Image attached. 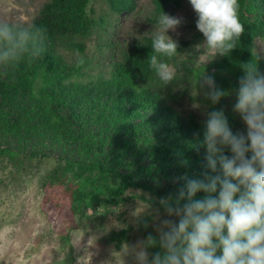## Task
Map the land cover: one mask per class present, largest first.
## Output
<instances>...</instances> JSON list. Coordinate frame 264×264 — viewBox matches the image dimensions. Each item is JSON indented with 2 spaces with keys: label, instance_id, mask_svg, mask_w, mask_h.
<instances>
[{
  "label": "trees",
  "instance_id": "1",
  "mask_svg": "<svg viewBox=\"0 0 264 264\" xmlns=\"http://www.w3.org/2000/svg\"><path fill=\"white\" fill-rule=\"evenodd\" d=\"M131 1L109 0V4L121 13ZM89 2L49 0L29 26L12 25L14 31L29 34L18 35L12 45L11 56L20 59L13 60L7 69L0 68V142H13L16 150L30 156L35 154L34 147L28 151L23 144L52 142L69 154L57 155L45 182L67 185L71 209L89 207L103 199L115 202L129 188L148 193L151 197L147 202L154 206L165 207L161 200L170 199L175 207L188 181L224 179L219 157L215 158V171L208 163L205 122L208 113L223 111L232 132H239L234 124L241 116L235 104L244 76L242 66L255 63L264 74V56L254 50L255 40H264V0H239L245 31L228 56L216 55L207 65L198 64L191 50L195 41H177L178 55L169 61L177 77L169 85L149 69L152 36L123 49L107 76L81 80L86 64L83 41L96 27L87 14ZM152 3L155 18L161 12L172 16L169 6H181V0ZM33 26H42L45 31H36ZM64 44L80 54L75 63L68 64L59 53ZM42 47L44 51L37 56ZM205 65L216 88L226 93L215 104L205 95L208 89L197 82ZM196 92L208 108L203 118L179 106L185 95ZM240 133L246 134V130ZM9 148H0V158L11 154ZM224 155L230 158V150L225 149ZM110 182L114 186L110 187ZM219 191L218 184L212 195L218 198ZM208 195L199 191L194 199L203 200ZM186 202L181 201L180 206ZM149 235L155 244H146L148 250L154 255L162 253L160 237ZM217 255H222V249Z\"/></svg>",
  "mask_w": 264,
  "mask_h": 264
},
{
  "label": "rangeland",
  "instance_id": "2",
  "mask_svg": "<svg viewBox=\"0 0 264 264\" xmlns=\"http://www.w3.org/2000/svg\"><path fill=\"white\" fill-rule=\"evenodd\" d=\"M48 1L0 0V20L29 26ZM131 2L127 10L116 13L109 0H90L87 14L96 27L83 41L86 64L82 81L107 76L123 49L153 36L157 18L152 0ZM168 10L181 24L167 34L176 42L195 41L191 50L198 64L211 60L213 54L206 50L189 0H181L179 8L169 6ZM254 45L255 53L264 56V40L257 39ZM60 47L59 53L68 64L80 57L70 46ZM180 102V109L197 117L208 112L200 92L185 95ZM234 125L239 132L246 130L241 116ZM6 146L11 154L0 158V264H138L135 253L139 247H147V235L161 237L167 231L165 221L177 222L178 217L170 216L165 207L147 202L151 197L148 193L134 188L115 202L103 199L89 207L71 209L67 185L45 182L57 155L69 154L52 142L23 144L28 151L34 147V156L16 150L13 142L1 140L0 148ZM147 251L151 260L154 253Z\"/></svg>",
  "mask_w": 264,
  "mask_h": 264
},
{
  "label": "clouds",
  "instance_id": "3",
  "mask_svg": "<svg viewBox=\"0 0 264 264\" xmlns=\"http://www.w3.org/2000/svg\"><path fill=\"white\" fill-rule=\"evenodd\" d=\"M189 2L197 14L196 27L205 37L206 50L213 57L228 56L245 31L239 0ZM180 24V19L161 12L153 32V52L147 63L164 85L172 84L177 77V70L169 61L178 55V44L167 33ZM32 28L45 31L42 26ZM28 34L14 31L11 23L0 20V68L7 69L13 60L20 59L11 56V48L18 35ZM43 51L40 48L37 56ZM206 65L197 82L208 89L205 95L215 104L226 93L216 88L213 78L205 72ZM242 68L244 76L239 81L235 111L246 125V134H234L223 111L208 113L205 122L208 163L215 171V158L219 157L225 178H210L207 183L188 181L186 190L179 192L175 207L170 199H162L167 213L179 217V223L165 221L167 231L161 233L159 242L162 253L157 252L149 260L147 247L141 246L135 253L138 264H264V74L255 63ZM225 149L230 150V158L224 155ZM218 184L219 197L215 198L212 193ZM199 191L209 195L196 200ZM183 200L187 202L181 207ZM146 244H155L150 235ZM218 249H222V255H217Z\"/></svg>",
  "mask_w": 264,
  "mask_h": 264
}]
</instances>
